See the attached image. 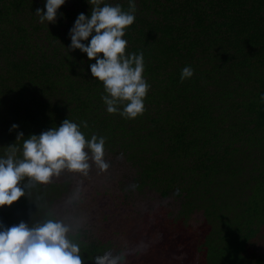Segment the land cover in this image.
<instances>
[{"label":"trees","instance_id":"1","mask_svg":"<svg viewBox=\"0 0 264 264\" xmlns=\"http://www.w3.org/2000/svg\"><path fill=\"white\" fill-rule=\"evenodd\" d=\"M135 5L126 53H143L150 88L126 119L106 111L95 61L67 48L87 0H66L49 26L35 14L44 0H0V155L22 145L17 131L69 118L105 138L109 165L33 183L0 222L63 220L83 264H264V0ZM185 66L194 75L181 81ZM34 264L61 262L41 253Z\"/></svg>","mask_w":264,"mask_h":264},{"label":"clouds","instance_id":"2","mask_svg":"<svg viewBox=\"0 0 264 264\" xmlns=\"http://www.w3.org/2000/svg\"><path fill=\"white\" fill-rule=\"evenodd\" d=\"M87 2L91 5L90 14L77 15L68 31L67 48L78 49L88 60L95 61L89 69L92 77L103 83L101 99L106 111L134 119L143 113L144 98L150 88L143 76V53H126L128 42L124 36L136 19L135 0H128V10L104 0ZM65 3L66 0H44V8H37L35 14L49 26L58 22V10ZM193 75L194 69L185 66L180 79ZM260 101L264 102V94ZM17 129L19 125L13 123L10 131ZM22 137V145L11 144L0 155V208L27 196L33 183L46 184L64 171L87 174L90 161L101 171L109 167L104 160L105 138L92 135L86 139L80 124L69 118L39 134L25 137L23 131H17V140ZM73 236V227L57 218L37 224L21 220L11 226L0 222V264H34L41 253L57 257L61 264H83L80 244ZM95 264H103V258L97 256Z\"/></svg>","mask_w":264,"mask_h":264}]
</instances>
